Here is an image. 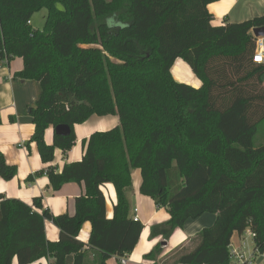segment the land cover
<instances>
[{
    "label": "trees",
    "instance_id": "16d2710c",
    "mask_svg": "<svg viewBox=\"0 0 264 264\" xmlns=\"http://www.w3.org/2000/svg\"><path fill=\"white\" fill-rule=\"evenodd\" d=\"M218 0H0V68L23 61L15 76L34 81L39 97L28 109L43 164L54 152L65 156L75 143L74 125L92 116H116L117 127L83 141L80 162L61 172L39 175L56 193L68 183L84 185L75 214L52 215L38 197L27 205L0 198V264H106L134 250L143 225L130 218L125 190L140 171L139 194L166 209L167 222L150 228V239L168 241L173 232L204 214L214 223L158 261L162 244L144 259L154 264H230L232 235L247 229L253 248L264 252V65L253 62L264 16L213 27L208 5ZM45 11L42 29L31 20ZM182 59L202 82L199 89L176 81L171 67ZM70 128L67 136L46 129ZM17 173L0 152V178ZM116 194L112 218L106 216L101 187ZM36 210H42L41 214ZM59 231L46 239L45 222ZM90 223L88 243L77 240Z\"/></svg>",
    "mask_w": 264,
    "mask_h": 264
},
{
    "label": "crops",
    "instance_id": "0c3cea01",
    "mask_svg": "<svg viewBox=\"0 0 264 264\" xmlns=\"http://www.w3.org/2000/svg\"><path fill=\"white\" fill-rule=\"evenodd\" d=\"M207 9L212 16L211 25L221 27L263 17L264 0H218L208 5ZM22 68L23 61L20 58L4 62L0 68V152L6 163L17 169L16 176L12 180L4 181L0 178V198L17 199L27 205H32L35 198L41 197L43 208L52 215L73 216L75 214V199L84 193L83 183H68L60 191L51 193L48 190L49 180L46 175H39L32 181L28 179L47 168H53L59 173L65 164L80 162L84 155L83 141L93 133L106 132L117 127L118 118L111 115L92 116L85 123L74 125L75 143L72 149L65 156L56 149L53 162L43 164L36 144L30 143L34 125L28 114V109L34 106L39 97V86L34 81H24L15 76ZM170 71L172 77L180 83L195 89L202 86V82L192 70L190 72V67L182 59H176ZM179 72L186 74L185 82L179 81ZM262 83L264 85V77ZM52 129L49 127L44 133V142L48 146L53 144L54 129ZM140 184V171L134 170L131 186L125 190V195L129 204L130 218L138 219L143 225V229L134 250L125 257L126 264H154L153 261L144 259V256L149 254L155 246L162 244V253L158 258L160 261L169 256L176 248L187 246L188 241L198 232L214 223L215 215L204 214L194 221L187 222L182 229L175 230L168 241H163L162 237L150 239V228L167 222L170 216L166 209L157 208L150 198L139 194ZM101 191L106 200V216L111 219L113 207L117 201L114 188L112 185L106 184L101 187ZM36 212L41 214L42 210H36ZM90 231V223H84L77 240L87 244ZM45 235L51 243L58 242L60 238L58 229L50 221L45 222ZM244 242L249 249L253 248V240L245 236V233L242 235L234 233L230 241V248L238 249ZM73 259L74 257L71 255L66 258V261L68 264H72ZM87 261L88 264L95 262L93 254H89ZM256 261L254 264H259ZM11 264H18L16 258L12 259ZM30 264H50V261L46 257H42ZM106 264H119V260L111 258Z\"/></svg>",
    "mask_w": 264,
    "mask_h": 264
},
{
    "label": "built area",
    "instance_id": "2783aa9c",
    "mask_svg": "<svg viewBox=\"0 0 264 264\" xmlns=\"http://www.w3.org/2000/svg\"><path fill=\"white\" fill-rule=\"evenodd\" d=\"M256 64H264V39H256V47L252 58ZM138 220V219H134ZM245 236L253 240L254 234L246 230ZM230 264H254L257 258L264 260V252H258L254 248L249 249L244 242L240 248H230ZM126 258L119 261V264H126Z\"/></svg>",
    "mask_w": 264,
    "mask_h": 264
},
{
    "label": "rangeland",
    "instance_id": "374dc122",
    "mask_svg": "<svg viewBox=\"0 0 264 264\" xmlns=\"http://www.w3.org/2000/svg\"><path fill=\"white\" fill-rule=\"evenodd\" d=\"M45 15H46V12L44 10L40 11L39 13H36L34 15V17L31 20V24H32V27H33L34 30L43 28V25H44V22H45ZM190 72H191V69H190ZM179 75H180L179 81L185 82V80L187 79L186 74L184 72H179ZM263 137H264V123L262 125H260L258 133H257V135L255 137L254 143H255L256 146H260L262 144ZM249 242H250V245H251V241L250 240H249ZM256 262L261 264V262H264V260L258 258Z\"/></svg>",
    "mask_w": 264,
    "mask_h": 264
},
{
    "label": "water",
    "instance_id": "95a60500",
    "mask_svg": "<svg viewBox=\"0 0 264 264\" xmlns=\"http://www.w3.org/2000/svg\"><path fill=\"white\" fill-rule=\"evenodd\" d=\"M252 34L256 39H264V27L253 29ZM54 133L59 136H67L70 133V128L65 125H59L54 128Z\"/></svg>",
    "mask_w": 264,
    "mask_h": 264
}]
</instances>
